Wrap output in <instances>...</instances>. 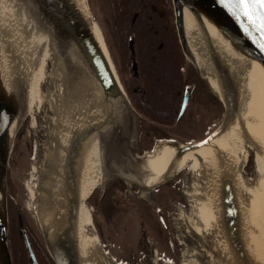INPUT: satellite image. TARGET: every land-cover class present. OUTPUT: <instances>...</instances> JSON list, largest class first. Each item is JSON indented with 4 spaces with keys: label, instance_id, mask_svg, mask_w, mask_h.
Returning <instances> with one entry per match:
<instances>
[{
    "label": "bare ground",
    "instance_id": "1",
    "mask_svg": "<svg viewBox=\"0 0 264 264\" xmlns=\"http://www.w3.org/2000/svg\"><path fill=\"white\" fill-rule=\"evenodd\" d=\"M72 1L77 12L82 14L90 35L105 53L99 27L88 20L85 0ZM33 13L24 0H0V85L10 95L15 75L26 81L24 100L20 103L21 98L17 96L16 111L6 134V140L11 142L26 108H30L37 95L40 70L45 69L44 58L48 56L53 62L49 89L53 91L51 96L54 99L49 95L48 98L54 120L47 130L46 149L38 156V170L33 169L37 173L36 183L29 190L36 201L35 214L41 226L52 230L53 223L65 215L64 155L70 131L74 122L85 125L102 115L101 90L76 48L71 44L64 49L59 48ZM182 13L187 47L201 74L220 96L219 82L206 49L207 39L237 82V106L234 115L228 118L225 130L203 146L181 153H173L172 147L166 145L157 147L142 162L148 172L145 184H153L165 174H174L189 163L190 171L198 175L203 187V194L194 196L196 214L205 228L212 227L216 234L218 245L213 253L214 262L236 264L216 222L218 186L221 174H225L241 213L239 232L246 254L244 264H264V56L251 51L239 53L230 47L220 28L200 12L194 15L184 7ZM60 85L62 92L53 90ZM99 141V131H91L84 137L77 173L79 205L74 238L79 264H112L103 259L97 239L87 231L89 214L84 204L92 188L108 174L102 163ZM248 148L254 153L256 176L253 182L243 171V159ZM118 169L120 176L137 180L134 175L127 174L124 165L119 164ZM2 207L0 201L1 211ZM184 261L195 264L187 258ZM196 263L202 264L199 259Z\"/></svg>",
    "mask_w": 264,
    "mask_h": 264
},
{
    "label": "water",
    "instance_id": "2",
    "mask_svg": "<svg viewBox=\"0 0 264 264\" xmlns=\"http://www.w3.org/2000/svg\"><path fill=\"white\" fill-rule=\"evenodd\" d=\"M24 1L34 12L37 22L47 30L59 48L64 49L70 44L76 48L78 55L91 71L101 90L100 107L102 115L98 120L85 125L75 124L74 122V126L70 131L64 155L65 215L59 221L53 223L52 230H45L39 222L40 234L52 262L54 264H79L74 238L75 217L79 205V200L76 196V181L84 137L88 133L99 131L102 163L108 170V174L100 182L99 186L92 188V190L96 188L98 193H102L112 181L119 179L128 188H136L139 190L140 195L143 197L148 196L152 199L155 189L172 180L188 163L174 174H165L157 182L150 185L145 184L148 172L142 162L153 152L146 154L143 159L136 156V152L141 149L140 142L137 139L140 130L137 120H142V117L133 109L126 97L105 42L104 53L90 35L88 26L81 16L82 14L80 15L77 12L72 0ZM85 4L89 22L98 26L90 15L88 0H85ZM171 5L176 35L182 54L193 67L198 77L206 83L209 91L220 101L223 109L220 123L204 138L185 144H165L172 147L173 153H181L190 149H197L209 140L219 136L227 127L228 118L234 115L238 101L237 82L219 52L207 39L205 42L206 49L219 82L220 96L215 93L208 80L201 74L198 63L187 47L184 36L183 8L189 9L194 15L200 12L210 19L229 40L230 47L238 50L239 53L240 51H251L264 56V47H262L264 45V40H262L264 33L259 30V21L254 16L253 22L250 23L240 8L222 6L219 0H171ZM129 51L133 70L136 71L133 41L129 42ZM13 78L12 94L7 95L0 85V201L3 205L2 211L0 210V264H12L7 239V176L10 174L9 160L14 147L15 137L19 130L24 127L26 113L29 109L26 108V113L11 142L6 140L7 130L16 111L17 96H20L19 102L21 103L24 100L26 91V81L20 79L17 75ZM191 92L192 88L185 90L178 117L184 113L190 101ZM243 142L250 146L244 140ZM246 153L247 157L250 154L254 156L251 148H248L245 151ZM243 162V166H245L247 163L245 156ZM119 164L124 165L125 171L128 172L127 174L134 175L137 180L133 178V180H127L120 176L118 174ZM215 207L216 222L234 259V263L244 264L246 254L239 232L241 213L230 180L225 174L220 176ZM158 217L160 223L166 227L161 213ZM19 233L24 239L28 262L30 264H39L28 236L22 227L21 219H19Z\"/></svg>",
    "mask_w": 264,
    "mask_h": 264
},
{
    "label": "trees",
    "instance_id": "3",
    "mask_svg": "<svg viewBox=\"0 0 264 264\" xmlns=\"http://www.w3.org/2000/svg\"><path fill=\"white\" fill-rule=\"evenodd\" d=\"M101 3L103 10L98 14L101 16L100 23L115 67L122 76L128 74L132 61L128 43L132 40L138 74L150 77L141 81V96L146 106L143 111L150 118L170 123L177 114L184 83L188 81L200 83L194 97L199 104L200 113L213 115L214 111L208 110L212 104L216 107V114L221 117L223 109L220 101L209 91L206 83L198 77L182 54L169 0H143L141 4L139 0H101ZM135 12L137 15L132 22ZM247 158L252 167L253 154ZM248 168L246 163L243 169L248 172ZM177 201L186 206V201L181 196L177 197ZM121 207L124 209L125 205ZM98 213L94 215L100 216ZM18 214L38 263L53 264L41 234L36 233L33 223L18 208H12L11 211L9 209L7 239L12 264H30L23 236L19 233ZM106 216L100 217L106 227L109 242L119 251L124 248L126 232L120 229L121 225L111 224ZM103 243L105 246L110 245L105 239Z\"/></svg>",
    "mask_w": 264,
    "mask_h": 264
},
{
    "label": "rangeland",
    "instance_id": "4",
    "mask_svg": "<svg viewBox=\"0 0 264 264\" xmlns=\"http://www.w3.org/2000/svg\"><path fill=\"white\" fill-rule=\"evenodd\" d=\"M91 3V4H90ZM88 6L91 17L96 21L103 36L104 30L101 26V16L98 14L101 6V0H91ZM103 10V5L100 7V12ZM107 46V44H106ZM109 55H111L110 50ZM45 69L41 71V80L38 84L37 95L32 99L30 108L26 113V122L15 137V143L10 155V174L7 176L11 181V185L7 184V202L10 195L18 202V209L23 212L27 218L35 226L36 233H40L39 220L35 214L36 201L33 199L29 190H32L37 178V173L33 171L34 168L38 170V156L42 155L47 146V130L53 123L54 116L50 108V99H54L52 90L49 89V73L53 68V62L50 57H45ZM59 92L63 91L62 86H57L55 89ZM50 94H47L49 93ZM50 96V99L48 98ZM191 106V104L189 105ZM195 113H200V110H186L185 116L179 125L178 132L181 140H199L211 132L212 129L220 123L221 117L218 115H207L208 113L202 112L203 115L194 121L192 116ZM245 160L247 153L244 155ZM248 164V172H245L246 177L250 182H253L256 176L254 165L251 167ZM254 164V162H253ZM251 167V168H250ZM183 176L179 178L180 193L186 200V207H177L173 217V226L175 230V237L180 245V262L186 264L184 259L187 258L197 264L199 259L202 264H215L213 253L217 249L218 242L216 234L212 227L205 228L204 224L199 220L196 211L195 194H203L202 181L198 175L192 174L189 169V163L182 170ZM36 174V175H35ZM35 179V180H34ZM98 182L95 187L99 186ZM96 200V201H95ZM98 200L96 193H92L85 201V206L89 214V223L87 231L98 241V247L102 254L103 259H106L112 264H122V260H126L124 254L117 251V248L110 244L106 227L102 220L97 217V222L92 218L91 204H95ZM8 204V203H7ZM15 203L13 202V207ZM7 212H9L7 205ZM9 214V213H8ZM9 220V215H8ZM102 222V223H101ZM104 226H101V225ZM104 239L108 242L105 246ZM190 239L193 241L195 247L193 249L188 247L186 243ZM111 249V251H109ZM114 253V255H113ZM198 258V259H197ZM197 259V260H196ZM165 264L164 260H158L155 255H151L148 260L142 264Z\"/></svg>",
    "mask_w": 264,
    "mask_h": 264
},
{
    "label": "flooded vegetation",
    "instance_id": "5",
    "mask_svg": "<svg viewBox=\"0 0 264 264\" xmlns=\"http://www.w3.org/2000/svg\"><path fill=\"white\" fill-rule=\"evenodd\" d=\"M142 1L143 0H139L140 4ZM170 2L171 1L169 0V3ZM97 7L100 12V5ZM136 15L137 13L135 12L132 16V22L135 20ZM116 72L129 103L142 117V120H137V124L139 125L140 129L137 139L141 145V149L136 152L137 157L143 159L145 158L146 154L154 152L155 149L161 145L173 143L185 144L194 141L181 140L178 128L185 116L186 110H200L198 102L194 99L196 90L200 88L199 82L188 81L184 83L181 102L185 90L192 88L191 98L185 108L184 113L182 116L178 117V112L181 106L180 102L177 114L174 119L170 123H163L156 118H150L146 112L143 111L146 110V106L144 98L141 96V81L144 79H149L150 77L139 75L137 64L136 71H134L132 67V61L130 69L128 70V74L122 76L117 68ZM190 104L191 106H189ZM210 107L211 108H208V110H213V115H217V110L215 109L216 107L212 106V104H210ZM201 115V113H195L192 118L194 121H197ZM181 176H183L182 171L168 183L156 188L153 192L152 199L148 196L143 197L140 195L139 190L136 188H128L126 184L119 179L112 181L102 193H98L97 189L95 188L91 192V194L96 193L98 197L97 202L95 204H91V215L93 220L97 222V217L99 215L96 217L94 214L99 212L98 214H100V216L103 215L104 217L107 215L106 217H109L111 224H116L117 226L121 225L120 229L126 232L124 248L119 250L120 253L124 254L126 260L124 262H120L118 260L119 263L142 264L148 260L151 255H155L159 261L163 259L165 264H182L179 260L180 245L175 237L172 218V215L174 214L177 207H186L177 201V197L179 196L185 200L179 190V178ZM7 184L8 186L9 184L11 185L9 178ZM9 197L10 199L8 200L7 205L8 209L11 211L12 208L18 207V202L11 195ZM13 202L15 203L14 207ZM139 203L143 204L141 205ZM98 205L99 208H97ZM123 205H125V211L121 207ZM160 213L165 220L166 227H164L159 221L158 215ZM100 216L99 220H102ZM19 219H21L20 214H18V222ZM186 243L191 249L195 247V245H193V241L190 239H188ZM109 251H111V249ZM157 264H159V262H157Z\"/></svg>",
    "mask_w": 264,
    "mask_h": 264
},
{
    "label": "snow or ice",
    "instance_id": "6",
    "mask_svg": "<svg viewBox=\"0 0 264 264\" xmlns=\"http://www.w3.org/2000/svg\"><path fill=\"white\" fill-rule=\"evenodd\" d=\"M219 3L225 7L240 8L250 23L253 22L254 16L259 21V30L264 33V0H219ZM262 40H264V36H262Z\"/></svg>",
    "mask_w": 264,
    "mask_h": 264
}]
</instances>
